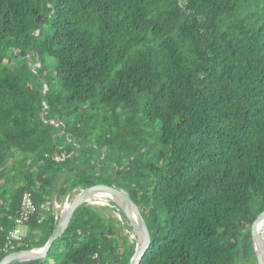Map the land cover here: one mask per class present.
Listing matches in <instances>:
<instances>
[{"label": "trees", "instance_id": "obj_1", "mask_svg": "<svg viewBox=\"0 0 264 264\" xmlns=\"http://www.w3.org/2000/svg\"><path fill=\"white\" fill-rule=\"evenodd\" d=\"M98 183L138 205L139 264H255L264 0H0V259L23 192L39 210L15 251L45 244L54 198ZM109 209L81 203L45 257L9 264H128Z\"/></svg>", "mask_w": 264, "mask_h": 264}, {"label": "water", "instance_id": "obj_2", "mask_svg": "<svg viewBox=\"0 0 264 264\" xmlns=\"http://www.w3.org/2000/svg\"><path fill=\"white\" fill-rule=\"evenodd\" d=\"M101 194H106L108 199L112 200L120 208L132 227V230L136 235V244L134 253L131 256L128 264H139L144 253L150 246V233L138 205L131 199L128 191L123 187H119L113 183H98L82 188L72 198L69 206L59 217L54 230L51 232L50 236L42 247L31 248L28 250L20 249L9 252L0 259V264H9L15 261L36 260L45 257L52 242L65 231L75 208L83 202H93L90 200V198ZM263 219L264 212L256 218L251 226L253 251L255 256L258 258L259 264H264V246H262V244L260 246V242L258 240L259 232L257 229V223Z\"/></svg>", "mask_w": 264, "mask_h": 264}, {"label": "built area", "instance_id": "obj_3", "mask_svg": "<svg viewBox=\"0 0 264 264\" xmlns=\"http://www.w3.org/2000/svg\"><path fill=\"white\" fill-rule=\"evenodd\" d=\"M65 157L64 153L57 155L54 157L56 161L63 160ZM71 195L67 194L61 202H58L56 199L52 201V209L55 212V219L59 218V209H63L65 206L68 205L71 201ZM106 203V202H105ZM41 209H48V206L42 204L40 206ZM39 210V207L34 203L32 194L29 191L23 192L21 196L20 208L19 213L15 217V227L12 228L8 234L6 235V243L3 247V251H13L17 247L24 245V234L22 232V227L26 228V223L30 220V218ZM116 216L119 220H122V217L119 213H116ZM43 219V214H39L37 222H41ZM129 234L131 240L135 239V235L132 231L126 230Z\"/></svg>", "mask_w": 264, "mask_h": 264}, {"label": "bare ground", "instance_id": "obj_4", "mask_svg": "<svg viewBox=\"0 0 264 264\" xmlns=\"http://www.w3.org/2000/svg\"><path fill=\"white\" fill-rule=\"evenodd\" d=\"M76 189V188H75ZM82 188H80V190H81ZM74 190V189H73ZM70 195H71V197H72V192L70 193ZM72 200V199H71ZM90 200L91 201H93V202H87V203H89V204H94V205H99L98 203H104L105 201H106V204L105 205H107V206H110V207H113L114 208V212H115V216H116V213H119L120 215H121V217H122V220L123 221H121V220H119L118 218H117V216H116V218L122 223V224H125V223H128L129 224V222H128V220H125V218H124V214L122 213V211L120 210V208L112 201V200H110V199H108V197L106 196V194H101V195H96V196H94V197H92V198H90ZM71 202V201H70ZM111 202L112 203H114V204H111ZM69 204L70 203H68V205L67 206H65L62 210H63V212H62V214L64 213V211L66 210V208L69 206ZM61 213V212H60ZM61 214V215H62ZM60 215V216H61ZM124 215V216H123ZM127 219V218H126ZM130 225V224H129ZM257 229H258V232H259V236H258V240H259V242H260V246H261V244H262V246H264V219L263 220H261V221H259L258 223H257ZM126 230H129V231H132L133 232V230H132V227L130 226V228H124L123 229V232L125 233V235L127 236V238H128V232L126 231ZM134 233V232H133ZM134 235H135V233H134ZM130 241L131 242H135V244H136V235H135V239H133V240H131L130 239ZM13 251H15V249H13ZM12 252V251H11ZM256 257V256H255ZM256 259V261H255V264H259V262H258V258L256 257L255 258Z\"/></svg>", "mask_w": 264, "mask_h": 264}, {"label": "rangeland", "instance_id": "obj_5", "mask_svg": "<svg viewBox=\"0 0 264 264\" xmlns=\"http://www.w3.org/2000/svg\"><path fill=\"white\" fill-rule=\"evenodd\" d=\"M30 63L33 64V61L30 60ZM158 128H159V123L157 122L156 125H155V129L158 131ZM80 191V188H76L74 190H72V197L73 198L78 192ZM106 202V201H105ZM98 203L99 205H105L106 203ZM61 212V213H60ZM63 212V210L59 209V214L61 215ZM108 212L111 214V215H115V212L111 209L108 210ZM59 215V217H60ZM22 232L23 233H26V228L25 227H22ZM128 239H130L129 235H128Z\"/></svg>", "mask_w": 264, "mask_h": 264}, {"label": "crops", "instance_id": "obj_6", "mask_svg": "<svg viewBox=\"0 0 264 264\" xmlns=\"http://www.w3.org/2000/svg\"><path fill=\"white\" fill-rule=\"evenodd\" d=\"M55 199V198H54ZM130 241V239H128ZM131 242V241H130Z\"/></svg>", "mask_w": 264, "mask_h": 264}]
</instances>
